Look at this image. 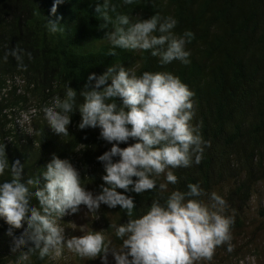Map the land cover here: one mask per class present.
<instances>
[{"label": "trees", "instance_id": "16d2710c", "mask_svg": "<svg viewBox=\"0 0 264 264\" xmlns=\"http://www.w3.org/2000/svg\"><path fill=\"white\" fill-rule=\"evenodd\" d=\"M112 2L118 13L133 19L152 15H159L162 20L174 18V35L192 33L191 41L185 45L189 62L174 60L161 66L147 51L118 48L114 49V56L109 55L110 46L104 39L110 26L101 28L105 22L95 12L103 0H63L55 15L50 14L53 0H0V57L14 47L32 55L31 61L24 58V70H18L11 56L7 63L0 61L3 158L9 167L17 160L24 165V182L55 154L72 163L86 191L98 194L101 185H107L101 179L105 173L97 157L111 145L99 138V129L79 130L78 112L68 114V135L56 134L41 108L55 95L63 97L66 82L79 93L90 74H103L113 64L131 68L136 75L146 71L172 73L193 93L195 115L191 123H199L200 134L209 146L198 165L173 170L177 183L169 184L168 192H183L187 183H199L206 194L216 192L225 199L224 215L234 220L230 228L232 252L221 245L211 260L202 264H230L245 254L260 257L259 247H252L258 227L250 239L247 235L251 229L250 205L264 184V0H136L128 6L120 5V0ZM56 16L61 17L58 25L64 31L51 34L45 20L55 21ZM77 102H81L79 95ZM20 124L25 126V132L18 131ZM131 143L134 141L129 140ZM10 178L9 169H5L0 182ZM159 182H163V176ZM118 192L132 196L136 207L132 218L142 215L154 198L168 194L154 190L142 194ZM204 199L207 201V195ZM30 203L39 207L35 196ZM98 214L92 231H105L106 238H112L116 242L112 244L119 246L121 241L114 236L110 224L127 223L129 217L119 206L110 209L101 205ZM258 214L264 226L263 205ZM70 219L66 214L61 223ZM8 228L0 219V264H13L15 257L27 250L23 246L15 252L11 250L13 238L6 234ZM22 229L23 225L12 229L13 236ZM242 235L250 243L247 247L236 239ZM30 264L52 263L50 257L41 260L34 253Z\"/></svg>", "mask_w": 264, "mask_h": 264}, {"label": "clouds", "instance_id": "9594fccd", "mask_svg": "<svg viewBox=\"0 0 264 264\" xmlns=\"http://www.w3.org/2000/svg\"><path fill=\"white\" fill-rule=\"evenodd\" d=\"M135 2L120 0V5ZM61 3L63 0H53L51 15ZM95 12L105 22L101 28L110 26L104 39L110 46L109 55L114 56L118 48L147 51L161 66L174 60L189 62L185 45L192 33L174 35V18L162 20L152 15L133 19L118 13L112 0H103ZM60 19L56 16L55 21L45 20L46 30L51 34L63 32L58 25ZM9 56L18 70L26 68L25 57L32 59L30 52L14 47L6 50L0 61L7 63ZM192 95L172 73L146 71L136 75L131 68L118 64L103 74H90L79 93L66 82L63 97L53 96L41 112L51 129L62 136L68 135V114L74 112L80 115L79 130L99 129V138L111 145L97 157L105 173L101 179L107 186L101 185L95 195L86 191L72 163L55 154L22 182L24 165L17 160L9 167L0 149V175L5 169L11 175L0 182V219L9 226L6 234L13 238L11 250L15 252L22 246L27 249L15 257L13 264H30L34 253L43 260L63 251L86 260L99 257L102 264H107L109 253L115 264H202L210 261L221 245L232 252L230 228L234 220L224 215L225 199L216 192L206 194L199 183H187L183 192H168V185L177 183L173 170L198 165L209 146L200 134L199 123H191L195 115ZM129 140L134 143L129 144ZM120 144L128 146L121 148ZM161 176L163 182L158 183ZM118 189L123 193L154 190L168 194L154 198L142 215L132 218L136 208L133 198ZM33 196L39 207L30 203ZM81 205L91 216L101 205L110 209L119 206L124 211L129 217L127 223H112L109 227L121 241L119 246L106 238L105 231L94 232L86 226L79 229L83 233L80 237L66 238L61 218L77 213ZM22 225L21 233L13 236L12 229Z\"/></svg>", "mask_w": 264, "mask_h": 264}, {"label": "rangeland", "instance_id": "374dc122", "mask_svg": "<svg viewBox=\"0 0 264 264\" xmlns=\"http://www.w3.org/2000/svg\"><path fill=\"white\" fill-rule=\"evenodd\" d=\"M259 189L260 190L258 196L253 200L250 205L249 215L251 220V229L249 235L247 236L248 239H250L252 237L251 232H253L258 227L253 237L254 241L252 247L254 248V244L259 247L260 257H257L253 254H245L242 258L234 260L230 264H264V226H262L263 220L258 214L259 207L262 205L264 206V184ZM98 216V211L96 215L91 216V214L88 213L86 207L81 205L79 207V211L76 214L70 215L71 219L68 220L67 223H65L64 225L61 223V226L65 228L64 232L66 238H71L73 236L80 237L81 235H83V233H81L79 229L84 226H86L87 229L93 230V224L96 222L95 220L99 219ZM236 239L238 243L243 244L244 247L250 245V243L246 240V238H244L243 235ZM110 240L112 243H116L112 238H110ZM50 260L52 264H102L101 259H99V261L96 259H81L67 251H63L57 256L50 257ZM224 260L226 261V259ZM91 261H94V263ZM113 261L114 260L111 254L109 253L107 256V264H113Z\"/></svg>", "mask_w": 264, "mask_h": 264}, {"label": "bare ground", "instance_id": "6f19581e", "mask_svg": "<svg viewBox=\"0 0 264 264\" xmlns=\"http://www.w3.org/2000/svg\"><path fill=\"white\" fill-rule=\"evenodd\" d=\"M18 128H19V126H18ZM21 130L24 132L26 131L25 126H23V124H20V129L18 131L21 132Z\"/></svg>", "mask_w": 264, "mask_h": 264}]
</instances>
